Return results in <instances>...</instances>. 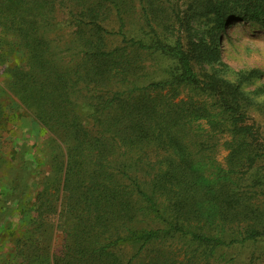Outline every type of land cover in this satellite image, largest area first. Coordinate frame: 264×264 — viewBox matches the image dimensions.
<instances>
[{"label":"trees","instance_id":"1","mask_svg":"<svg viewBox=\"0 0 264 264\" xmlns=\"http://www.w3.org/2000/svg\"><path fill=\"white\" fill-rule=\"evenodd\" d=\"M200 1L219 27L264 25V0ZM173 6L0 0V33L25 53L9 69L15 92L65 147L56 194L30 206L40 232L14 264H45V252L53 264H227L221 251L264 240V142L240 84L196 72ZM49 211L59 253L41 240ZM10 226L1 218L0 242Z\"/></svg>","mask_w":264,"mask_h":264},{"label":"rangeland","instance_id":"2","mask_svg":"<svg viewBox=\"0 0 264 264\" xmlns=\"http://www.w3.org/2000/svg\"><path fill=\"white\" fill-rule=\"evenodd\" d=\"M172 1L176 33L182 36L184 48L193 57L196 72L240 84L249 105V123L264 142V25L257 21L232 20L219 27L212 20L213 15H208L204 1ZM18 43L14 36L4 37L0 33V220L11 223L1 237L0 264H14L15 257H21L14 253L17 244L31 243L37 238L40 231H35L34 211L30 206L40 190L56 194L65 148L15 92L9 69L25 60ZM215 48L218 58L204 56L207 49ZM149 63L153 64L152 69L156 68L150 58L146 62L147 70H150ZM213 154L218 162H223L228 154L224 143L217 146ZM45 215L47 221L41 228V240L49 242L51 239L55 253H59L63 234L49 223L56 217L53 211ZM174 245L186 248L183 242ZM226 250L220 254H224L227 264H264V240ZM37 255L30 254L27 260H36ZM42 258L45 264H53L51 253L45 252Z\"/></svg>","mask_w":264,"mask_h":264}]
</instances>
